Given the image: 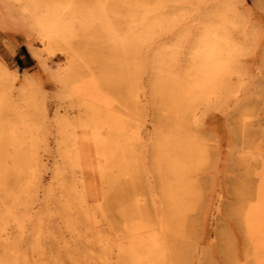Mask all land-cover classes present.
Listing matches in <instances>:
<instances>
[{"label":"rangeland","instance_id":"rangeland-1","mask_svg":"<svg viewBox=\"0 0 264 264\" xmlns=\"http://www.w3.org/2000/svg\"><path fill=\"white\" fill-rule=\"evenodd\" d=\"M249 200L264 0H0V264H264Z\"/></svg>","mask_w":264,"mask_h":264},{"label":"bare ground","instance_id":"bare-ground-1","mask_svg":"<svg viewBox=\"0 0 264 264\" xmlns=\"http://www.w3.org/2000/svg\"><path fill=\"white\" fill-rule=\"evenodd\" d=\"M32 15L34 17L32 18L31 28L34 31L36 30L37 32H39L42 38H44L47 41V43H50L53 38L52 35L56 33V31L58 30V20L54 12H49L44 17H37V15H35V12H33ZM255 207L256 206L254 202L250 200L245 205V215H244L245 223L251 226V230L253 231L251 237L259 238L260 236L261 238H264V232H263L264 218H261L260 216H258V214H255ZM138 244L139 247L137 248H139L140 252H144L143 255H149L151 251H153V247H155V243H151L152 247H150V249H147L146 243L142 241L139 242ZM139 250L137 251L136 256H139L138 255Z\"/></svg>","mask_w":264,"mask_h":264}]
</instances>
